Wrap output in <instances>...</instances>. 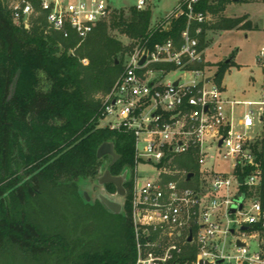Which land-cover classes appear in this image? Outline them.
I'll return each instance as SVG.
<instances>
[{
	"label": "built area",
	"instance_id": "2783aa9c",
	"mask_svg": "<svg viewBox=\"0 0 264 264\" xmlns=\"http://www.w3.org/2000/svg\"><path fill=\"white\" fill-rule=\"evenodd\" d=\"M200 2L177 0L164 21L169 30L172 20L187 18L180 42L170 38L153 47L148 41L135 45L103 101L100 121L105 125L100 126L134 138L127 182L136 264H264V171L254 152L264 138L253 136L264 121V78L257 85L262 90L258 102L224 97L200 47L202 26L212 23L210 13L197 10ZM148 3L137 0L135 7L145 10ZM9 7L14 21L26 29L43 14L50 30L81 42L113 11L110 0H11ZM256 60L264 71V43ZM240 106L245 111L237 120ZM178 156L193 157L195 170L175 163ZM219 158L231 172L209 166ZM141 167L153 171L143 176ZM188 246L196 257L181 262Z\"/></svg>",
	"mask_w": 264,
	"mask_h": 264
},
{
	"label": "trees",
	"instance_id": "16d2710c",
	"mask_svg": "<svg viewBox=\"0 0 264 264\" xmlns=\"http://www.w3.org/2000/svg\"><path fill=\"white\" fill-rule=\"evenodd\" d=\"M232 2L201 0L197 10L218 16ZM34 4L38 7L37 2ZM186 25L183 16L172 20L169 30L166 21L154 26L153 11L134 6L128 12L113 10L109 21L97 25L81 42L75 35L64 39L50 30L43 14L32 20L29 29L18 25L9 0H0V242L16 244L35 259L46 256L50 264H60L58 248L63 246V236H50L33 226L24 209L33 204L40 191L79 197L81 184L93 180L104 165L97 151L105 142H113L119 156L116 163L107 166L112 175L133 168V136L100 126L104 98L122 75L135 45L148 41L153 47L170 38L180 42ZM249 26L245 18H221L215 24L203 25L200 47L206 49V35L211 29L233 31ZM113 32L132 44L126 46ZM83 60H88V65ZM228 67L227 63L220 66L217 79ZM19 70L21 76L11 96ZM254 152L264 171V139ZM187 158L193 164L183 168L195 170L194 158ZM107 187L116 192L113 185ZM125 189L124 213L113 215L122 219L113 250L103 259L100 252L89 251L84 264H136L128 182ZM261 194L264 197V175ZM75 238L79 241V236ZM48 248L50 252L40 251ZM195 257V250L188 246L181 262H191Z\"/></svg>",
	"mask_w": 264,
	"mask_h": 264
},
{
	"label": "rangeland",
	"instance_id": "374dc122",
	"mask_svg": "<svg viewBox=\"0 0 264 264\" xmlns=\"http://www.w3.org/2000/svg\"><path fill=\"white\" fill-rule=\"evenodd\" d=\"M9 0V5H10ZM137 0H110L113 10L129 11L134 7ZM147 8L153 11L154 26L160 24L177 5V0H148ZM221 18L237 19L245 18L250 24L249 27L235 29L233 31L209 30L206 39L209 41L206 50V60L209 63L210 75L215 76L219 72L221 65L227 60L228 64L225 74L215 82L224 89V97L228 100L240 102H258L262 99V90L256 86L262 82L264 71L257 63V56L264 43V0H242L232 2L226 6L224 12L218 16H212L215 24ZM120 38L126 46L132 41L113 32ZM254 108H258L254 106ZM245 111L244 106L237 108L236 119ZM101 125L105 122L100 121ZM264 138V121L254 129L253 136ZM220 151H217V155ZM188 156H178L175 160L180 167L192 165ZM195 165V163H194ZM218 173H229L231 167L229 163L219 158L215 163L211 162ZM143 176L149 171L146 167H141ZM21 173H24L22 170ZM97 178L81 184L80 196L66 195L62 197L59 191L39 192L33 204L24 209L27 218L33 226L42 230L46 234L60 235L63 237H78L79 246L96 247L104 246L114 248L116 244L117 230L122 224V219L110 214L102 205L100 197H112L113 201L125 203L124 199H119L114 192L97 184ZM189 187L196 188L195 184ZM88 193L90 201L87 202L83 196ZM113 194V195H112ZM112 195V196H111ZM79 198V199H78ZM82 237H85L83 239ZM118 237V236H117ZM232 243L233 237H229L228 243ZM251 250H256L255 244ZM0 264H50L46 256L35 259L32 253L20 250L16 244H5L0 242Z\"/></svg>",
	"mask_w": 264,
	"mask_h": 264
},
{
	"label": "water",
	"instance_id": "95a60500",
	"mask_svg": "<svg viewBox=\"0 0 264 264\" xmlns=\"http://www.w3.org/2000/svg\"><path fill=\"white\" fill-rule=\"evenodd\" d=\"M232 1L236 3L242 0H232ZM226 63L229 64L231 63V61L227 60ZM20 76H21V71L19 70L11 85V96H13L16 92V88H17V84L20 79ZM221 144H222V141L220 142V145ZM106 156H109L112 158V164L116 163L117 160L119 159V156L115 152V145L113 142H105L99 147L97 151V157L99 159H103ZM97 175L100 176L99 181H98V184L100 186L114 185L116 187V195L119 198L126 197V190H125L124 184H126V182L128 181L130 177V171L126 170L123 174L119 176H114L111 174V172L108 169L104 171L103 167H100L97 171ZM192 176L193 174H190L188 178L190 179ZM240 183H243V178L240 179ZM83 196L87 202L90 201V197L88 196L87 192H84ZM100 201L108 212L115 214V215L121 212V209H122L121 203L117 201H113L104 196L100 197ZM235 211H236V207L234 206L232 208V212L234 213ZM191 240H192V236L189 237L188 241L191 242Z\"/></svg>",
	"mask_w": 264,
	"mask_h": 264
},
{
	"label": "flooded vegetation",
	"instance_id": "af4514ba",
	"mask_svg": "<svg viewBox=\"0 0 264 264\" xmlns=\"http://www.w3.org/2000/svg\"><path fill=\"white\" fill-rule=\"evenodd\" d=\"M103 162H104L103 170L105 171V170H107V166L110 163L112 164V158L109 156H106V157H104ZM96 178H97L96 180H97V184H98L100 176L96 175ZM107 186H109V185H105L102 187L107 188L108 189L107 191L109 192V188ZM124 187H125V184H124ZM115 189H116V187H115ZM115 195H116V192H115ZM107 198L112 200V197H110V196H108ZM119 199L125 200V198H119ZM121 205H122L121 212L117 215H123V213H124L123 203H121ZM110 214H112V213H110ZM112 215H115V214H112ZM69 238H71V241L68 240ZM63 239H64L63 246L58 248V251L60 253L59 254L60 255L59 256L60 264H84L83 262L88 257L87 253L89 251L95 252V253L100 252L101 256H102V257H100V259H103V257H109V255L105 254V253H109L113 250V248L104 247V246H100V247L99 246H96V247L79 246V245H77L79 243V241H77V239L75 237H63ZM50 250L51 249L48 248V249H41L40 251H42L43 253H46V252H50ZM96 256H95V258H96Z\"/></svg>",
	"mask_w": 264,
	"mask_h": 264
},
{
	"label": "crops",
	"instance_id": "0c3cea01",
	"mask_svg": "<svg viewBox=\"0 0 264 264\" xmlns=\"http://www.w3.org/2000/svg\"><path fill=\"white\" fill-rule=\"evenodd\" d=\"M167 16V15H166ZM154 23V22H153ZM258 85V83L256 84V86Z\"/></svg>",
	"mask_w": 264,
	"mask_h": 264
}]
</instances>
